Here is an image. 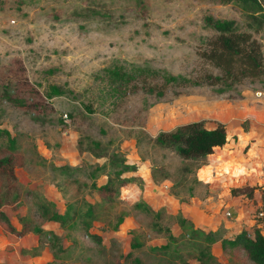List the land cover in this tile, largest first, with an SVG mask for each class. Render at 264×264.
<instances>
[{"label": "rangeland", "instance_id": "rangeland-1", "mask_svg": "<svg viewBox=\"0 0 264 264\" xmlns=\"http://www.w3.org/2000/svg\"><path fill=\"white\" fill-rule=\"evenodd\" d=\"M207 15L234 18L264 62V15L235 1L0 0V127L15 138L0 137V158H10L0 164V208L25 228L0 222V261L257 264L222 242L244 224L234 207L250 216V233L264 221V184L231 155L239 123L224 114L264 108V69L226 77L208 56L217 32ZM193 120L224 123L229 137L197 169L200 181L172 186L182 160L155 137ZM105 183L115 191L98 188ZM54 212L65 220H49Z\"/></svg>", "mask_w": 264, "mask_h": 264}, {"label": "trees", "instance_id": "trees-1", "mask_svg": "<svg viewBox=\"0 0 264 264\" xmlns=\"http://www.w3.org/2000/svg\"><path fill=\"white\" fill-rule=\"evenodd\" d=\"M226 1H235L248 6L249 13L256 20H259L264 15V0ZM205 20L217 32V37L208 56L214 65L223 71L226 77L241 79L247 76L259 77L263 73V54L259 42L249 32H239L237 29V21L234 18L221 19L207 15ZM207 76L210 79L213 77V74L209 73ZM216 78L220 79V76H216ZM158 92L163 93L162 90ZM2 136H5L11 144L15 142V138L10 135L8 129L0 127V137ZM155 139L158 144L173 148L181 158L182 162L178 171L180 177L178 180L174 179L172 186L179 184L184 187L188 179L194 182L200 181L197 178V169L206 162L207 156L216 147L226 143L227 133L224 123L219 122L213 127H207L202 121L193 120L180 124L172 130L161 131L156 135ZM9 162L10 158L8 157L0 158V164H9ZM11 168L10 166V171ZM155 169H162V178H170V172L164 167L156 166L154 172ZM190 173L192 175L189 176ZM98 188L108 194L115 191V188L109 183L102 184ZM144 207V209L153 212L155 217L158 218V211H154L150 206ZM48 219L62 222L65 220V216L62 213L54 212ZM0 222L7 231L16 234L25 232V228L17 229L7 213L1 208ZM30 229L37 233L39 237L45 233V229L41 226L33 225ZM90 236L96 241H101V237L97 233L91 232ZM222 242L241 245L251 261L257 264H264V234L260 231L259 227H255L252 233H249L247 229L243 228L241 231L235 233L232 238H223ZM128 254L130 255L131 252H128ZM131 259L133 264H143L142 260L137 256H132ZM0 264L16 263L0 261Z\"/></svg>", "mask_w": 264, "mask_h": 264}, {"label": "crops", "instance_id": "crops-1", "mask_svg": "<svg viewBox=\"0 0 264 264\" xmlns=\"http://www.w3.org/2000/svg\"><path fill=\"white\" fill-rule=\"evenodd\" d=\"M261 109L262 108L260 107H248L243 110H238L237 113L230 110L226 114H224L227 118L229 117L228 120L232 121V124H234L235 122L239 123V128H237L238 125H233V127H231L230 129L232 131V138L239 141L232 142L233 146H231V155L233 152H235V156H241L245 158L244 163L246 166V170L243 171L244 177L249 178V181L252 180L253 184L258 183L259 185L264 184V108L262 110ZM246 118L249 120V122L247 121V125L246 127H244L242 125V121H244ZM227 132L229 133L228 130ZM228 133L227 137H229ZM258 136H260L261 138L259 141H257ZM226 171H228V169H226ZM202 177L206 179L209 178L206 174L202 175ZM233 210L237 214L236 219L238 218L244 223L243 225H241L242 228H239L237 230L241 231L243 228L246 229L247 227H249V224L251 225V223H248L250 221V216H247L248 214L245 215L246 213L240 208L238 210V206L234 207ZM230 214L231 211L227 209L226 215ZM259 228L264 234V221H262Z\"/></svg>", "mask_w": 264, "mask_h": 264}, {"label": "built area", "instance_id": "built-area-1", "mask_svg": "<svg viewBox=\"0 0 264 264\" xmlns=\"http://www.w3.org/2000/svg\"><path fill=\"white\" fill-rule=\"evenodd\" d=\"M66 116H67V113H64V117H66ZM258 213H259L261 219L263 220L264 219V206L262 207V209ZM227 214H228V212H227Z\"/></svg>", "mask_w": 264, "mask_h": 264}]
</instances>
